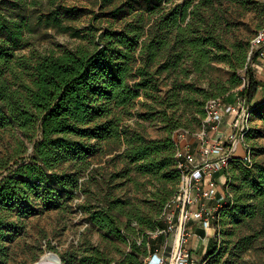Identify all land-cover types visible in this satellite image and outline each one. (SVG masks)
Returning <instances> with one entry per match:
<instances>
[{
	"label": "trees",
	"instance_id": "trees-1",
	"mask_svg": "<svg viewBox=\"0 0 264 264\" xmlns=\"http://www.w3.org/2000/svg\"><path fill=\"white\" fill-rule=\"evenodd\" d=\"M248 1L255 0H96L99 13L92 21L105 24L92 23L89 44L40 54L33 61L15 54L32 28L25 16H15L25 0H0V264L8 263V244L31 215L76 197L90 158L109 142L124 145L125 166L114 177L132 179L134 172L155 180L161 186L154 195L158 207L150 215L109 193L103 207L88 208L89 220L117 239L133 238L121 264H144L147 242L152 252L165 244L167 234H153L166 228L163 213L182 179L174 130L184 126L186 115L204 121L210 99L230 102L227 94L242 84L244 69L247 80L239 95L252 104L260 93L261 80L249 63L259 55L250 56L251 45L230 43L224 36V5ZM77 13L65 7L62 14ZM59 18L54 11L47 22L59 26ZM215 62L229 67L226 81L208 74ZM206 77V86L197 85ZM142 95L159 102L165 136L149 138L122 125ZM253 109L264 111V101ZM228 166L224 187L230 185L231 193L215 212L209 258L227 232L220 257L227 254V262L238 264L264 234V163L235 155ZM244 227L254 232L244 234ZM59 256L63 264L112 261L90 241Z\"/></svg>",
	"mask_w": 264,
	"mask_h": 264
},
{
	"label": "rangeland",
	"instance_id": "rangeland-1",
	"mask_svg": "<svg viewBox=\"0 0 264 264\" xmlns=\"http://www.w3.org/2000/svg\"><path fill=\"white\" fill-rule=\"evenodd\" d=\"M261 3H264V0L224 5L225 17L228 21L224 35L226 40L230 43L238 42L244 46L252 45L255 34L264 26V5ZM65 7H75L78 13L71 16L62 14ZM54 11L60 16L59 26L47 22ZM97 13H99V5L96 0H25L15 16L20 14L25 16L31 21L32 28L26 32L25 40L15 49L17 59L27 58L36 61L40 54L89 44L93 39L89 28L94 23L92 18ZM103 21L99 19L94 25L105 24ZM251 62L250 59L249 63L262 83L260 93L252 104L239 95L241 93L238 91L244 87L247 80L244 69L240 72L243 78L242 84L232 89L227 97L229 96V100L237 107L240 104L243 105L248 115L245 121L248 130L244 135V142L239 146L241 149L239 153L242 156L244 152H249L254 162L264 163V111L251 110L264 101V88H262L264 87V59L260 58L254 63ZM208 74L215 81H226L230 76V70L224 62H215L209 68ZM208 81L209 78L206 77L197 79L196 83L199 86H206ZM160 109L159 102L142 95L131 108V114L124 116L122 125L130 132L139 131L149 138L163 137L167 131L162 115L157 113ZM235 120V114H228L219 124V130L224 133L225 138L227 134L234 133L235 129L232 127ZM182 123L184 126L174 130L173 138L179 148L184 150L191 148L198 156V145L202 140L196 133L204 127V123L198 122L193 115H186ZM182 130H187L183 137L180 136ZM215 133L214 130L209 129L208 140H211ZM123 149V143L121 145L112 142L104 143L103 150L90 158V167L81 178L80 187L73 200L67 201L59 208L46 209L31 215L26 220V227L22 233L8 244L10 252L7 264H34L46 253L59 255L71 249H80L87 241L99 246L112 259L110 264H121L124 253L130 251L133 238L117 239L100 229L89 220L88 208L100 209L104 206L105 196L111 193V196L133 202L146 213L151 211L150 215L156 214L158 204L154 195L161 189L155 180L139 176L134 172L129 176L133 177L132 179L114 177L125 166L120 157ZM229 166L225 168V173ZM169 187L172 189L171 185ZM230 190V185L224 187L225 193L227 191L231 193ZM134 225L139 229L136 222ZM251 232L254 231L247 227L243 228L244 234ZM152 236L150 235L148 240H151ZM137 238L138 243L142 244L143 235L140 234ZM227 241L228 234L224 232L218 251L212 258L205 257L204 259L207 260L205 264H232L227 262V254L220 257ZM165 245L166 243L162 244V248H165ZM144 249L149 251V242ZM238 264H264V234L255 240L253 247L246 252Z\"/></svg>",
	"mask_w": 264,
	"mask_h": 264
},
{
	"label": "built area",
	"instance_id": "built-area-1",
	"mask_svg": "<svg viewBox=\"0 0 264 264\" xmlns=\"http://www.w3.org/2000/svg\"><path fill=\"white\" fill-rule=\"evenodd\" d=\"M259 55L264 59V26L255 34L250 56ZM225 114H235L236 120L228 138L219 130V124ZM246 108L238 107L232 102H225L220 98L210 99L206 104V117L204 127L196 133L201 138L198 145V156L191 148H179L176 156L180 159L178 166L182 171V179L179 191L167 204L163 213L166 220V228L157 230L153 235L167 234L172 236V243L165 242V248H157L154 252L149 250L144 264H205L200 262L188 246L189 234L187 225L191 221L200 222L203 227H210L215 217V212L226 199V193L218 196L215 173L225 170L230 159L242 142L248 127L246 125ZM216 133L208 140V130ZM187 130L180 131L183 137ZM207 138V139H206ZM247 163H251L252 156L244 152L241 156ZM217 199V209H211L204 205V200ZM170 247V250L168 248Z\"/></svg>",
	"mask_w": 264,
	"mask_h": 264
},
{
	"label": "crops",
	"instance_id": "crops-1",
	"mask_svg": "<svg viewBox=\"0 0 264 264\" xmlns=\"http://www.w3.org/2000/svg\"><path fill=\"white\" fill-rule=\"evenodd\" d=\"M229 135L228 134L226 135V139L228 138ZM240 151L241 149L238 148L236 155L241 156V154L239 153ZM215 179L217 182L218 196H220L225 193L224 184L226 183V176L224 170L217 171L215 173ZM202 203L211 209H215V210L217 209V204H218L217 199L204 200ZM187 228L189 234V241H188L189 248L192 249L194 255L197 257V259L200 262H206L207 260H205L204 258L205 257L209 258V254H210L209 251L213 246L216 236V226L212 222L211 226L206 228L203 227L200 222L191 221L188 223ZM172 239L173 237L170 236L167 239V242L169 243L170 241V243H172Z\"/></svg>",
	"mask_w": 264,
	"mask_h": 264
},
{
	"label": "bare ground",
	"instance_id": "bare-ground-1",
	"mask_svg": "<svg viewBox=\"0 0 264 264\" xmlns=\"http://www.w3.org/2000/svg\"><path fill=\"white\" fill-rule=\"evenodd\" d=\"M37 262H39V264H60L58 259L52 253H46Z\"/></svg>",
	"mask_w": 264,
	"mask_h": 264
},
{
	"label": "water",
	"instance_id": "water-1",
	"mask_svg": "<svg viewBox=\"0 0 264 264\" xmlns=\"http://www.w3.org/2000/svg\"><path fill=\"white\" fill-rule=\"evenodd\" d=\"M53 255L58 259L60 264H63L62 263V259H61V257L58 254L53 253ZM34 264H39V262H35Z\"/></svg>",
	"mask_w": 264,
	"mask_h": 264
}]
</instances>
